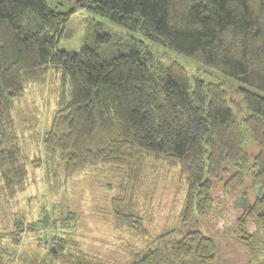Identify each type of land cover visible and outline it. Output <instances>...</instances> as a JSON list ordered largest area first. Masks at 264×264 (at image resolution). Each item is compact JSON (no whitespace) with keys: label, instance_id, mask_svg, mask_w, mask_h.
<instances>
[{"label":"trees","instance_id":"1","mask_svg":"<svg viewBox=\"0 0 264 264\" xmlns=\"http://www.w3.org/2000/svg\"><path fill=\"white\" fill-rule=\"evenodd\" d=\"M77 7L253 90L206 79V70L192 73L168 53L104 23H95L99 31L81 50L59 49L63 25ZM107 44L124 47L106 58L99 48ZM49 74L57 107L44 145L66 176L91 166L121 174L112 198L115 227L152 237L139 201L148 172L178 166L186 182L181 226L156 236L157 246L133 251L128 264H214L218 242L200 223L220 211L217 202L226 212L244 203L234 223L264 230V0H77L69 7L58 0H0L2 192L13 193L30 165H39L18 144L14 112L29 86L44 87ZM65 219L56 225L74 221ZM3 230L0 264H12L17 249L5 245ZM25 231L24 220H16L13 245ZM50 241L38 264H111L63 236Z\"/></svg>","mask_w":264,"mask_h":264},{"label":"rangeland","instance_id":"2","mask_svg":"<svg viewBox=\"0 0 264 264\" xmlns=\"http://www.w3.org/2000/svg\"><path fill=\"white\" fill-rule=\"evenodd\" d=\"M58 1L69 7L77 0ZM95 23H104L116 33H125V36L143 39L154 50L168 53L170 59L182 63L192 73L208 71L210 74H206V79L226 81L253 90L246 83L126 29L85 7H77L63 25L64 35L57 42V47L68 51L81 50L87 36L99 31ZM123 47L107 44L101 46L99 52L109 58ZM53 84L49 74L44 87L29 86L14 112L18 144L33 163L39 162V165H30L25 183L16 186L13 193L0 190V231L4 229L7 233L5 245L17 249L12 264H32V261L38 264L46 256L53 235L63 236L68 242L77 243L83 250L111 264H128L133 260V251L141 252L157 246L160 240L156 236L166 229L181 226L180 213L186 195V182L181 180L178 166L164 164L157 171L148 172L139 201L152 237L138 235L127 227H115L112 198L119 193L121 174L110 166H91L66 176L44 145V133L50 128L57 107V93ZM221 187L222 184H217L216 191ZM257 192V188L251 190L249 200ZM243 204L235 209L229 205L226 212V207L221 208V203L217 202L220 211L200 223L203 232L218 242L220 252L214 264H264L263 228L251 222L245 226L234 223V219L242 216ZM63 218L74 221L67 228L58 227V219ZM20 219L24 220L26 231L21 235L20 244L13 245L14 234L10 235V232L16 230V220Z\"/></svg>","mask_w":264,"mask_h":264}]
</instances>
